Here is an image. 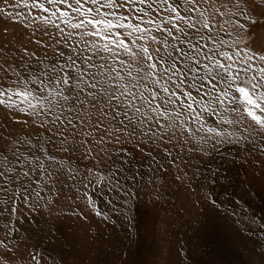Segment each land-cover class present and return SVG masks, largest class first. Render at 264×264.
Returning a JSON list of instances; mask_svg holds the SVG:
<instances>
[{
    "label": "rangeland",
    "instance_id": "rangeland-1",
    "mask_svg": "<svg viewBox=\"0 0 264 264\" xmlns=\"http://www.w3.org/2000/svg\"><path fill=\"white\" fill-rule=\"evenodd\" d=\"M69 3L0 0V264H264V127L179 55L264 54V0Z\"/></svg>",
    "mask_w": 264,
    "mask_h": 264
},
{
    "label": "snow or ice",
    "instance_id": "snow-or-ice-1",
    "mask_svg": "<svg viewBox=\"0 0 264 264\" xmlns=\"http://www.w3.org/2000/svg\"><path fill=\"white\" fill-rule=\"evenodd\" d=\"M51 3H54L55 0H50ZM61 3H69V0H60ZM76 7L73 9L74 12L77 14L81 13V0H75ZM193 4H195L196 0H192ZM237 3H239V0H237ZM91 4L97 6V10L103 9V8H113V7H122L123 5L118 4L117 0H91ZM36 7L39 8H45V5L43 3H37L35 4ZM69 7H71V4L69 3ZM48 9L45 8V11ZM195 10V8H193ZM87 12L91 13L93 12V8L89 7L86 9ZM173 11H176L175 8H173ZM64 16H68L69 13L67 11H64L62 13ZM203 15V13H201ZM222 15V13H221ZM241 15H243V9H241ZM47 21V18H45ZM89 24L94 25H103L107 24L109 28L113 27L111 21H104V20H89ZM84 24V21H81L80 23H72L70 26L74 29L80 28ZM190 27H195L194 24H189ZM205 29H207L209 32H211V27L208 24L207 21H205L202 25ZM120 27H123V25H120ZM239 27H243V25H239ZM134 31H143V29L135 28ZM168 35L172 36V30L168 29ZM92 36H101L102 33L97 30H93L91 33H88ZM131 35V33H129ZM174 39L176 37H173ZM211 38V37H210ZM104 40H111L113 44H118V46L123 47L127 51H129L130 54L135 56V53H131V49L129 48V45L125 43L124 40L116 41L113 40L109 35L104 34L103 35ZM153 40H155V37H152ZM165 46H167L165 42ZM190 47L194 50L192 54H187L181 49L179 51V55L185 57L184 63L188 64L187 71L192 72L193 69H195V73H198L200 71V65L202 61L198 59V56H203L204 61H208L203 63V69L205 70V76L201 77L200 79L207 80V85L210 88V91L205 93L206 95H212L213 93H219L217 95L216 100L219 104H224L225 100L228 98L229 91L231 89H235V92L238 94V96L233 95L229 103L235 104L237 102V99L242 100L243 104L242 106L247 111V115L252 118V120L260 125L261 127H264V67L261 66H254L253 61H259L261 65H264V54L260 53H254L250 50L248 51H237L235 54H231L227 51L219 52L216 50L215 46L210 54H205L202 49L198 48L197 45L191 44ZM205 47H207L205 45ZM104 51L111 52L112 49L108 47L107 44L103 46ZM143 55L147 58L148 61H152V56L149 53L148 48L145 46L142 48ZM217 57H224L225 59L222 61L218 59ZM177 59H172V65L170 68H164L163 71L165 73L171 72L173 75L176 76L177 79H179L180 75H185L184 71H181L177 67ZM210 62V63H209ZM148 68L151 70L147 76H155L156 75V63H149ZM142 71L141 69H137V72L139 73ZM178 73V75H177ZM194 73V74H195ZM128 75L131 76V71L128 72ZM117 76H119V72H117ZM122 78V77H121ZM171 79V77H169ZM66 83V81H65ZM153 83H159V80H154ZM220 85H223V89L220 88ZM90 87L93 90L97 89V85L95 82L90 83ZM124 89V91L121 93V95L128 94L127 92V86L121 85L118 86ZM203 87V85H201ZM164 92H168L169 89L167 87H164ZM90 95H94L95 92L89 93ZM107 94V93H106ZM155 95V93H153ZM173 96L176 95V93H172ZM189 97H191V92L187 93ZM143 98L142 96L140 97ZM61 99L67 101L68 97L63 96L61 94ZM119 97H117L114 93H111L109 95V103L112 100L119 101ZM174 103L175 101H171ZM82 103V102H81ZM95 104V101H94ZM150 104V102H149ZM31 107V105H30ZM189 108H191V105H188ZM136 112H139V108L134 109ZM237 108H233L232 111H237ZM152 111L156 112L157 109H152ZM259 112V114H258ZM159 115L163 116L166 115L164 112L158 113ZM114 118V117H113ZM126 119H129V122L131 123L130 117L125 116ZM209 131H212V129H209ZM3 173H0L2 175ZM99 215L100 213L97 212ZM35 259V257H33Z\"/></svg>",
    "mask_w": 264,
    "mask_h": 264
}]
</instances>
